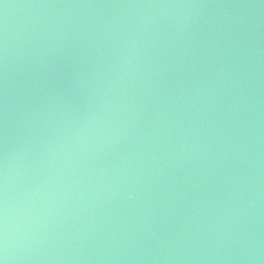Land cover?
I'll use <instances>...</instances> for the list:
<instances>
[{"label": "water", "instance_id": "1", "mask_svg": "<svg viewBox=\"0 0 264 264\" xmlns=\"http://www.w3.org/2000/svg\"><path fill=\"white\" fill-rule=\"evenodd\" d=\"M0 264H264V0H0Z\"/></svg>", "mask_w": 264, "mask_h": 264}]
</instances>
